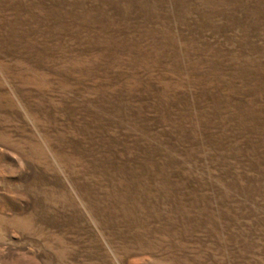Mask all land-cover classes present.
I'll use <instances>...</instances> for the list:
<instances>
[{
    "label": "rangeland",
    "instance_id": "374dc122",
    "mask_svg": "<svg viewBox=\"0 0 264 264\" xmlns=\"http://www.w3.org/2000/svg\"><path fill=\"white\" fill-rule=\"evenodd\" d=\"M0 264H264V0H0Z\"/></svg>",
    "mask_w": 264,
    "mask_h": 264
}]
</instances>
